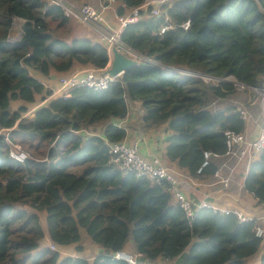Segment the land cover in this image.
Masks as SVG:
<instances>
[{
	"label": "trees",
	"instance_id": "16d2710c",
	"mask_svg": "<svg viewBox=\"0 0 264 264\" xmlns=\"http://www.w3.org/2000/svg\"><path fill=\"white\" fill-rule=\"evenodd\" d=\"M146 1L115 0L116 13L127 16ZM152 9H139L120 40L156 64L137 62L106 89L75 86L24 116L36 96L51 94L30 69L48 75L68 73L75 64L103 68L109 53L87 37L53 36L46 19L63 24L69 17L48 0H0V264H130L117 251L135 264H247L259 251L255 221L211 206L195 208L189 219L166 183L117 169L108 144L125 139L126 127L114 120L136 101L141 129L165 124L168 160L192 178L214 175L215 157L202 166L204 152L224 155V131L244 128L236 106L214 107L238 89L225 78L258 88L264 83V0H165L158 14ZM12 101L21 105L12 109ZM98 123L102 136L84 133ZM16 142L30 152L23 162L8 154ZM243 188L264 204V149L250 163ZM41 213L51 242L79 251L83 232L102 251L90 262L41 247Z\"/></svg>",
	"mask_w": 264,
	"mask_h": 264
},
{
	"label": "built area",
	"instance_id": "2783aa9c",
	"mask_svg": "<svg viewBox=\"0 0 264 264\" xmlns=\"http://www.w3.org/2000/svg\"><path fill=\"white\" fill-rule=\"evenodd\" d=\"M50 4L58 6L62 9L65 16L74 18L80 24L87 27L96 26L100 31L99 41L106 46L107 51L110 55L108 63L103 68H96L90 66L85 70L69 71L61 75L58 78V87L53 94L58 96H67L71 88L79 85L87 86L95 90L106 89L109 85L122 74L117 76H112L107 72L110 67V60L112 55V49L115 48L117 51L121 52L123 55L135 60L136 62H146L156 64V62L150 58L144 57L135 50L126 46L121 40L120 35L124 26L129 22H134L138 20V10L143 8V5L136 7L131 10L127 16H117L118 24L114 28H111L108 24V20L104 17V10L114 1V0H101V8H96L88 3H76L72 0H48ZM161 2L155 3V6L151 10L153 14L159 13V6ZM188 22L184 24V28H187ZM167 26H163L160 31L163 32ZM187 75H195L202 77L205 81L212 80L214 82H220L223 78H215L209 75L185 72ZM233 82L241 90H249L260 95V106L264 115V83L263 86L258 88L254 86H247L243 83L238 82L234 76H228L225 78ZM41 102L39 105H42ZM240 118L244 121L247 119L248 114L244 110H239ZM84 131V130H83ZM224 135L226 137V153L231 156H235L237 161L242 159L244 156L249 155L250 157H258L260 152L264 149V125L259 130L258 134L253 139H246L244 134L240 132H235L232 130H225ZM240 146L241 149L236 150V147ZM108 152L110 154V162L116 166L122 172H132L136 177L147 178L152 183H166L168 185L169 192L172 195L174 202L178 203L185 211L187 217L191 219L194 216V210L197 207L209 206L207 201L201 200L199 202H193L188 198L179 187V182L176 177V173L169 167L162 164L160 158L153 157L152 159H146L140 155L138 152L137 144L128 143L125 140H119L115 142H110L108 144ZM9 156L17 161L23 162L27 155L23 151L20 145L12 143L8 152ZM218 156L216 153H211L205 151L204 161L202 166L207 164V159L210 156ZM200 169H198V172ZM214 175L219 176V170L214 172ZM221 183L224 187L228 185V177H221ZM210 207V206H209ZM213 208V207H212ZM223 213H233L239 221H255V236L258 238H264V223H257V220L252 214H244L243 211L238 209L229 208H214ZM260 219H264V216H258ZM52 249L56 250L58 247L53 242L50 243ZM115 257L119 259H124L130 264H135L134 258L122 251L115 252Z\"/></svg>",
	"mask_w": 264,
	"mask_h": 264
},
{
	"label": "crops",
	"instance_id": "0c3cea01",
	"mask_svg": "<svg viewBox=\"0 0 264 264\" xmlns=\"http://www.w3.org/2000/svg\"><path fill=\"white\" fill-rule=\"evenodd\" d=\"M73 1V0H72ZM161 0H147L143 6L144 9L148 4H152L153 7L155 3ZM76 3H88L96 8H101V0L94 4L90 2V0H75ZM117 2L115 0L104 10V17L108 20V24L111 28H114L115 25L118 24L116 13V6ZM143 5V4H142ZM131 12V11H130ZM77 21V20H76ZM78 22V21H77ZM85 31L87 34L80 30H72V38L74 37H85L99 41L100 31L99 29L94 26L90 27L91 29ZM90 31V32H89ZM93 32L94 34H92ZM110 57V55H109ZM91 65L89 64H75L71 69L73 71H81L89 68ZM94 67V66H93ZM70 70V71H71ZM35 78H37L46 89L51 91V94L48 95L45 99H40L42 96H36V101L29 106L28 111L24 114L27 116H31L33 112L40 106L39 104H45L49 99L58 97L57 94H53L54 91L57 89L58 82L55 81L57 77V73L55 71H51L48 75H41L38 72H32L31 74ZM43 77V78H42ZM57 82V83H56ZM57 86V87H56ZM56 87V88H55ZM252 96H254L252 98ZM258 102L259 110L257 106V110L253 111V105ZM216 103H225V101H217ZM19 105H21L20 101H12L11 107L12 109H16ZM231 105L236 106L237 110H244L248 117L244 120V128L241 131L246 139H253L258 134L259 130L264 125V115L262 112V108L260 106L259 96L255 92L251 91H243L242 96L236 98ZM224 107V106H221ZM127 115L123 119L114 120V123L117 125L125 126L127 129V134L125 137V141L128 143H136L138 152L141 156L146 159H152L153 157L160 158V161L165 166L171 168L175 173L177 180L179 182L180 190L193 202H199L201 200L207 201L209 206L213 208H229V209H238V210H247L253 207H261L263 206L262 211L264 210V204L258 203L257 199L254 198L250 193L246 192L243 188V181L245 174L248 170V167L252 161L257 159L258 157H250L249 155L244 156L242 159L237 161L235 156H231L230 154H224L222 156H213L215 157L214 160L218 165L219 176L212 175L206 178H192L188 175L185 169L179 168L175 162L170 161L165 156V137L166 132L164 130L165 124L157 127V128H150V129H141L137 122L139 121L142 109L140 107V103L136 101H129L127 103ZM103 135V134H102ZM100 135V136H102ZM241 149L240 146L236 147V150ZM221 177H228V185L224 187L221 183ZM246 214H251L247 212ZM261 216V215H260ZM264 216V211H263ZM90 241L89 238H87ZM90 245L94 253L92 257H86L91 262L93 256L102 251L101 248L94 245L90 241ZM60 247H71L69 245L60 246ZM66 251H69L68 249ZM103 252L107 253L108 251L103 250ZM264 254V245L260 247L259 251L252 256L250 259L247 260V264H259L260 257ZM72 255V254H70ZM77 256V255H76ZM83 256L84 255H79ZM155 262L157 264H176L175 259L171 260H161L156 259Z\"/></svg>",
	"mask_w": 264,
	"mask_h": 264
},
{
	"label": "rangeland",
	"instance_id": "374dc122",
	"mask_svg": "<svg viewBox=\"0 0 264 264\" xmlns=\"http://www.w3.org/2000/svg\"><path fill=\"white\" fill-rule=\"evenodd\" d=\"M73 1H75V0H73ZM98 1L99 0H90V2H92L94 4H97ZM154 1H156V0H154ZM163 1H165V0H162V2ZM159 2H161V1H159ZM46 20H48V27H49L50 33L53 36L58 37L60 39H63L65 41H68V42L71 41V39H72V34H71L72 30H80V31H82L84 33V35L87 34V32L85 31L84 25H82L79 22H77L74 18H70L69 17V19L63 24H60L59 21L51 20V19H48V18ZM13 29H16V27L13 28ZM88 29H91V28L86 26V30H88ZM11 33H12V35L18 34L17 30L11 31ZM91 33L94 34L93 32H91ZM85 37H88V36H85ZM34 71L38 72L37 70L30 69V74H32V72H34ZM57 74L58 75H57L55 81L58 82V78L61 75L65 74V73H57ZM46 90H49V89L45 88V91ZM243 91H249V90H241V89L238 88L237 90H235L234 93H232L231 95L227 96L226 98L218 99L219 101H225V103H223V104L222 103H220V104L217 103L214 107H221V106L231 105L236 98H239V97L242 96V92ZM258 96H259V100H260V95L258 94ZM253 97L254 96H252V98ZM258 104L259 103L256 102V104L253 105V108H252L253 111L257 110V106H258V110H259V105ZM84 133L85 134L94 133V134H98L100 136V135H102V124L98 123V124H96L94 126H91L90 128H86V130H84ZM16 144H18V143L16 142ZM18 145L21 146V148L23 149V151L26 153V155L28 157L30 155V152L27 150V148L23 144H18ZM33 156L39 157L37 154H33ZM262 209H263V206H261V207H256L255 206V207H253L251 209L243 210V213L246 214L247 212H249V213H251L252 215L255 216V218L257 220V223H264V219L258 218V216H260V215L263 216V211L264 210L262 211ZM41 222H42V225H43V228H44V232H45L44 237L41 240V247H49L50 250H54V249H52V246L50 245L51 240L49 239V237L47 235L46 223H45V219H44V213H41ZM263 245H264V238L262 239V241L260 243V247H262ZM57 246L58 247L56 248V250L59 251V254H60L61 257L75 256V255H84L85 257H92V254L94 253V251L91 248L90 241H88L86 236L83 235V232H82V239L80 241L81 250H79V251L76 250V247H75L74 244L69 245L71 247H60L59 245H57ZM67 249L69 251H66ZM70 254H72V255H70ZM250 258H248V259H250ZM247 260H246V262H247Z\"/></svg>",
	"mask_w": 264,
	"mask_h": 264
},
{
	"label": "water",
	"instance_id": "95a60500",
	"mask_svg": "<svg viewBox=\"0 0 264 264\" xmlns=\"http://www.w3.org/2000/svg\"><path fill=\"white\" fill-rule=\"evenodd\" d=\"M137 62L127 56L123 55L121 52L117 51L115 48L112 49V55L110 60V67L107 72L112 76H117L122 74L124 71L134 66Z\"/></svg>",
	"mask_w": 264,
	"mask_h": 264
}]
</instances>
